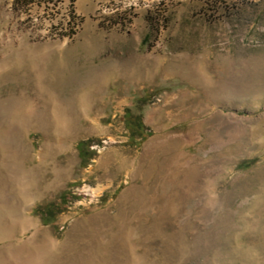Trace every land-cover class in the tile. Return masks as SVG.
I'll return each instance as SVG.
<instances>
[{"label":"rangeland","instance_id":"rangeland-1","mask_svg":"<svg viewBox=\"0 0 264 264\" xmlns=\"http://www.w3.org/2000/svg\"><path fill=\"white\" fill-rule=\"evenodd\" d=\"M0 184L55 264H264V0H0Z\"/></svg>","mask_w":264,"mask_h":264},{"label":"bare ground","instance_id":"bare-ground-1","mask_svg":"<svg viewBox=\"0 0 264 264\" xmlns=\"http://www.w3.org/2000/svg\"><path fill=\"white\" fill-rule=\"evenodd\" d=\"M10 138L17 147L18 155H22L24 152L18 148L15 138ZM72 161H75L74 156ZM3 186L0 184V191L3 193L0 194V264H55L58 253L53 242L58 241L49 240L40 244L38 239L42 230L39 227V231L26 243L13 242L19 231L33 228L40 222L23 212L24 202L17 192L13 196L7 188H1Z\"/></svg>","mask_w":264,"mask_h":264},{"label":"trees","instance_id":"trees-1","mask_svg":"<svg viewBox=\"0 0 264 264\" xmlns=\"http://www.w3.org/2000/svg\"><path fill=\"white\" fill-rule=\"evenodd\" d=\"M138 126H142V124L140 123V125H138ZM138 126L135 125L134 127L136 129H138ZM80 149H81V151L83 153V157H85V158L92 157L91 153H86V150H85V147H84V143H80Z\"/></svg>","mask_w":264,"mask_h":264}]
</instances>
